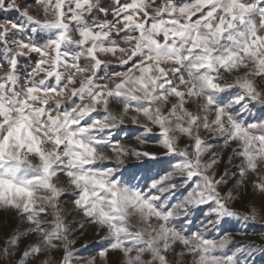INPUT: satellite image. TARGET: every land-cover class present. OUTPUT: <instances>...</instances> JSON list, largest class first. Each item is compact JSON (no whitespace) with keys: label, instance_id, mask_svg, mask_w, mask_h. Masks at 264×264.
Returning a JSON list of instances; mask_svg holds the SVG:
<instances>
[{"label":"snow or ice","instance_id":"1","mask_svg":"<svg viewBox=\"0 0 264 264\" xmlns=\"http://www.w3.org/2000/svg\"><path fill=\"white\" fill-rule=\"evenodd\" d=\"M12 12L16 20L0 18V209L20 225L0 247V264H50L61 248V264H72L60 205L67 193L104 231V260L112 251L117 264H172L180 245L192 264H238L224 254L227 233L186 234L177 221L190 224L205 205L216 222L258 220L255 203L245 214L230 205L249 183L264 196V118L249 119L253 108L264 110L255 79L264 81V0H114L110 8L102 0H0V13ZM21 60L31 62L23 79ZM127 121L156 136L162 154L121 144ZM217 142L236 145L228 163L240 160L225 192L236 172H218ZM129 154L145 175H124ZM164 157L171 170L148 176Z\"/></svg>","mask_w":264,"mask_h":264},{"label":"rangeland","instance_id":"2","mask_svg":"<svg viewBox=\"0 0 264 264\" xmlns=\"http://www.w3.org/2000/svg\"><path fill=\"white\" fill-rule=\"evenodd\" d=\"M21 3L32 4L33 0H20ZM114 0H102V3L106 7H111L113 5ZM124 2V0H122ZM164 0H155L156 4H162ZM177 2H181V0H177ZM0 18H6L11 20H16L17 14L14 15L9 13H0ZM111 19V17H109ZM2 62V60H0ZM22 67L19 69V73L21 79L24 78V75L28 71L31 66L30 61L21 60ZM4 67L7 65L5 63ZM3 71V69H0ZM225 79L231 81V75H225ZM255 79L258 80L261 84H264V81L260 80L259 77ZM188 107L192 110H195L196 105L190 103ZM114 113H119L121 106L119 104L112 105ZM260 119L264 118V110H261L259 106L252 109V115L249 119ZM155 131V129H154ZM124 133H127L125 137L123 133H121V144L130 149L137 150H147L150 152H156L158 154H162L163 149L157 143L156 136H148L146 134H142L138 126L133 125L130 121L126 122V127H124ZM136 136H140L142 139H147L149 142L141 145L139 140L136 139ZM184 143V140L181 141V144ZM236 145L233 143L229 145L227 148L222 147L220 142H217V146L213 149L214 151H219L222 159L219 161L218 172L223 173L225 169L229 172H236V166L240 163L239 158L232 159L231 163H228L229 158L233 155V149ZM106 154L111 155V152L107 149L105 150ZM172 158L164 157L160 161L153 162V165L148 171V176H154L155 178H159L164 175L166 171L171 170V165L169 161ZM127 170L124 175L126 177L131 176L134 172L140 173V175H145V172L133 167L138 162L135 157L131 154L128 155L126 159ZM239 174L236 172V176L229 180L228 184L225 185L224 188L221 189L222 192L227 191L232 187L235 183V180L238 179ZM67 178L65 176L60 177L61 186H66ZM240 191L243 193L238 198L235 199L233 203H231V207L241 214L248 213L249 208L252 203H255L257 208L259 209V217L257 222H249L245 224L242 221L237 219H225L219 222H216V217L213 214L208 212V206L205 205L201 208L193 209L190 215L187 217L191 221L190 224H185L184 219L177 221V225L182 227L186 234L192 233H200L201 235L211 238L213 240H219L225 237V234H228L229 243L224 249V254L226 255H234L235 260L238 264H264V196L259 195L258 193L253 192V188L251 183L248 184L247 188H241ZM185 194V190L181 189L177 191L174 196L169 200V204L178 203ZM60 205L64 209L65 214V223L71 225V232L69 235V239L72 241V251L73 261L72 264H90L91 261H95V264H117L120 259L119 252L108 253L107 260L102 259L99 256V251L103 244L99 243L101 236L105 233L101 231L97 225L90 223L87 221L82 213L77 211L73 205V197L71 193L65 194L60 199ZM47 219H51V217H47ZM209 221L216 222L214 225L210 224ZM7 225V227H4ZM20 225V218L14 213L9 212L4 209H0V247L5 246V241L12 234L13 230ZM81 225H83L81 227ZM29 225L24 224L22 228H28ZM35 237H28L26 240L22 241L20 244L21 250H23L25 244L30 239H34ZM256 245V249L254 250L253 255H247L246 253L249 251V245ZM182 251V246L176 245L175 252L169 254V259L172 261V264H192V257L190 255L181 256L180 253ZM135 253H133L134 255ZM63 256V249H58L53 251L49 257L50 264H61ZM30 264H39L38 261L30 262Z\"/></svg>","mask_w":264,"mask_h":264},{"label":"trees","instance_id":"3","mask_svg":"<svg viewBox=\"0 0 264 264\" xmlns=\"http://www.w3.org/2000/svg\"><path fill=\"white\" fill-rule=\"evenodd\" d=\"M13 13V12H12ZM12 13H9V14H12ZM14 15H16V13L14 12Z\"/></svg>","mask_w":264,"mask_h":264}]
</instances>
